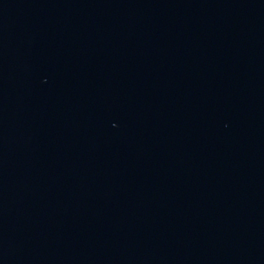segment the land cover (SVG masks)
<instances>
[{"label": "water", "instance_id": "95a60500", "mask_svg": "<svg viewBox=\"0 0 264 264\" xmlns=\"http://www.w3.org/2000/svg\"><path fill=\"white\" fill-rule=\"evenodd\" d=\"M0 264H264V0H0Z\"/></svg>", "mask_w": 264, "mask_h": 264}]
</instances>
